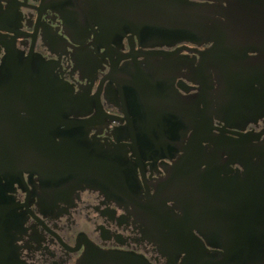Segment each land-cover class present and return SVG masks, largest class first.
Listing matches in <instances>:
<instances>
[{"label": "flooded vegetation", "instance_id": "1", "mask_svg": "<svg viewBox=\"0 0 264 264\" xmlns=\"http://www.w3.org/2000/svg\"><path fill=\"white\" fill-rule=\"evenodd\" d=\"M167 1L208 18L229 0ZM160 2L0 0V264L264 252L258 53L232 77L204 37L137 38Z\"/></svg>", "mask_w": 264, "mask_h": 264}, {"label": "water", "instance_id": "2", "mask_svg": "<svg viewBox=\"0 0 264 264\" xmlns=\"http://www.w3.org/2000/svg\"><path fill=\"white\" fill-rule=\"evenodd\" d=\"M159 3L161 13L156 18L145 19L143 8L138 7L140 12L134 15L133 22L128 23L131 32L137 34L153 33L157 36H136L139 39H160L176 37H204L212 42L213 47L204 55V60L211 59L219 68H227L232 77H237L245 67V55L247 52L258 53L260 67L264 71V0H229L227 7L210 6L206 18V7H194L191 9L192 16L186 18L185 6L182 7L181 16H177L178 5L175 1ZM163 7V8H161ZM221 18V19H219ZM203 34L204 36H170L177 34ZM4 72V71H3ZM27 78L29 74H24ZM3 77H9L5 73ZM13 77L12 83L20 82V78ZM17 77V75H16ZM264 78V77H262ZM10 81V80H8ZM30 81V80H22ZM238 101L235 98L234 103ZM189 158V156H186ZM80 167V165L78 166ZM173 178V176H172ZM171 178V179H172ZM173 240V239H171ZM223 256L208 257L205 251L200 249L182 250L186 256L181 264H224L227 259H233L238 254H244L237 264L246 262L264 264V252L260 251H225ZM224 260V263L222 261ZM245 260V261H244ZM260 262V263H258ZM75 264H150L143 258L117 252H109L97 247H87Z\"/></svg>", "mask_w": 264, "mask_h": 264}]
</instances>
